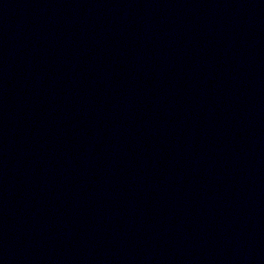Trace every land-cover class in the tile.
I'll return each mask as SVG.
<instances>
[{
  "label": "water",
  "instance_id": "95a60500",
  "mask_svg": "<svg viewBox=\"0 0 264 264\" xmlns=\"http://www.w3.org/2000/svg\"><path fill=\"white\" fill-rule=\"evenodd\" d=\"M169 264H264V0H251L209 158Z\"/></svg>",
  "mask_w": 264,
  "mask_h": 264
}]
</instances>
